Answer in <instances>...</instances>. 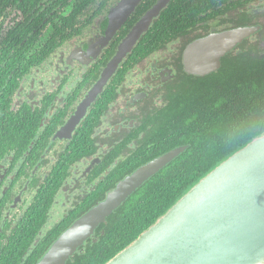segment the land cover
<instances>
[{
	"label": "flooded vegetation",
	"instance_id": "1",
	"mask_svg": "<svg viewBox=\"0 0 264 264\" xmlns=\"http://www.w3.org/2000/svg\"><path fill=\"white\" fill-rule=\"evenodd\" d=\"M121 1L0 0V264H36L76 219L158 157L164 111L180 91L211 85L239 55L264 54V0H187L175 24L156 23L162 12L153 20L100 88L121 41L158 0H141L109 37ZM239 27L257 30L217 71L186 72L192 42Z\"/></svg>",
	"mask_w": 264,
	"mask_h": 264
},
{
	"label": "water",
	"instance_id": "2",
	"mask_svg": "<svg viewBox=\"0 0 264 264\" xmlns=\"http://www.w3.org/2000/svg\"><path fill=\"white\" fill-rule=\"evenodd\" d=\"M141 0H122L113 10L112 37ZM171 0H158L121 41L100 88L132 52ZM256 27H239L192 42L184 53L189 74L217 71L221 58ZM175 147L122 179L102 202L76 219L36 264H66L96 228L151 177L185 151ZM104 234V231H102ZM104 264H264V132L217 163L148 228Z\"/></svg>",
	"mask_w": 264,
	"mask_h": 264
},
{
	"label": "trees",
	"instance_id": "3",
	"mask_svg": "<svg viewBox=\"0 0 264 264\" xmlns=\"http://www.w3.org/2000/svg\"><path fill=\"white\" fill-rule=\"evenodd\" d=\"M187 6V0H173L156 23L160 25L166 18L164 23L175 24L171 19L182 16ZM203 91L206 99L200 98ZM178 96L164 111L166 120L157 134L163 146L156 155L178 146L187 148L109 215L107 224L96 230L98 240H88L83 251L76 252L66 264H104L200 177L264 132V54L239 55L233 58L230 69L216 74L211 85L191 87Z\"/></svg>",
	"mask_w": 264,
	"mask_h": 264
}]
</instances>
